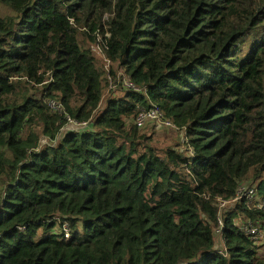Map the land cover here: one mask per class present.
I'll use <instances>...</instances> for the list:
<instances>
[{
	"label": "trees",
	"instance_id": "obj_1",
	"mask_svg": "<svg viewBox=\"0 0 264 264\" xmlns=\"http://www.w3.org/2000/svg\"><path fill=\"white\" fill-rule=\"evenodd\" d=\"M0 4V264H264V0Z\"/></svg>",
	"mask_w": 264,
	"mask_h": 264
},
{
	"label": "rangeland",
	"instance_id": "obj_2",
	"mask_svg": "<svg viewBox=\"0 0 264 264\" xmlns=\"http://www.w3.org/2000/svg\"><path fill=\"white\" fill-rule=\"evenodd\" d=\"M0 16H2V17L12 16V13L7 8L3 7L0 4ZM100 39H102V37L99 35L96 38V44L95 45L91 44L88 46L90 47L92 53L100 61V62L99 61L96 62V65L104 72V77L108 81V87L104 93L103 99L105 100L108 96L120 97V96H122V93L124 92L123 91L124 89L122 87H120L121 86L120 84H121L122 80L125 79V77L123 76L121 70L116 72V67L115 66L111 67L110 63L107 62V60L104 57V54L102 52L101 45L97 44L100 41ZM111 69L116 73L115 77H113L112 74H110ZM100 106H101V108L104 106V101H102ZM141 132L144 135H146L147 137H149L153 146L156 147L158 150H162V149H165L167 147H177V145L181 146V143L183 144L184 139H185L184 135L181 134L180 131H178L176 129V127L174 129L167 130V129H163V128L154 126V127L145 128V129L141 130ZM45 142H46V139H41V143H40L41 146L45 145ZM247 187H248V184H244L243 186H241V188H240L241 192L239 193V196L242 195V192L247 190ZM238 191H240V190H238ZM255 194H256V192H255ZM256 196H257L258 200L255 197H254V199H256V201H259L260 197L258 195V192H257ZM252 202L255 204L254 201H252ZM229 205L220 206V209H224ZM222 211H224V210H222ZM261 234H262V242H260V244H259V246L261 247V249H259V253L264 255V231H262Z\"/></svg>",
	"mask_w": 264,
	"mask_h": 264
},
{
	"label": "built area",
	"instance_id": "obj_3",
	"mask_svg": "<svg viewBox=\"0 0 264 264\" xmlns=\"http://www.w3.org/2000/svg\"><path fill=\"white\" fill-rule=\"evenodd\" d=\"M124 80H122V82H121L122 87L124 89L137 91V87L130 80H128V79H124ZM50 107L57 112L61 111L60 106H58L55 103H50ZM135 125L138 129H141L146 125H148V126L152 125V126L160 127V128L167 129V130L175 128V126L172 124V122L169 119H167L165 117V115L163 114V112L157 107H152V108H149L147 110H144V109L141 110L136 117ZM87 127H88V123H76V122L68 119V125L66 126L65 129L74 128L76 130H81V129H85ZM239 190L240 191L237 192V198L234 199L232 202L236 203L237 201H239V199L243 195H245L252 204H253L252 201L255 202L256 207L258 209L260 208V209L264 210V203H257L259 201H256V199H254V197H256L254 190L248 189V190L242 192L241 196H239L241 189H239ZM224 205H229V203L223 202V203H221L220 206H224ZM252 234H254L253 230H252Z\"/></svg>",
	"mask_w": 264,
	"mask_h": 264
}]
</instances>
